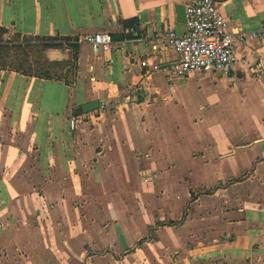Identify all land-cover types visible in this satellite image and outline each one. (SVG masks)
<instances>
[{"label": "crops", "instance_id": "1", "mask_svg": "<svg viewBox=\"0 0 264 264\" xmlns=\"http://www.w3.org/2000/svg\"><path fill=\"white\" fill-rule=\"evenodd\" d=\"M194 1L0 0V264H264V0H215L230 76L178 77Z\"/></svg>", "mask_w": 264, "mask_h": 264}, {"label": "built area", "instance_id": "2", "mask_svg": "<svg viewBox=\"0 0 264 264\" xmlns=\"http://www.w3.org/2000/svg\"><path fill=\"white\" fill-rule=\"evenodd\" d=\"M186 30L182 35L167 32L163 43L171 47L179 56L175 68L178 77L190 73L210 71L221 76H230L238 62L233 45L232 32L227 19L220 12L215 0H195L185 8ZM133 34H136L132 30ZM252 38L264 41V26L252 32ZM84 41L97 50L109 51L113 47L110 34L93 33ZM255 76L264 74L261 61L252 70ZM75 129V119L69 121Z\"/></svg>", "mask_w": 264, "mask_h": 264}, {"label": "trees", "instance_id": "3", "mask_svg": "<svg viewBox=\"0 0 264 264\" xmlns=\"http://www.w3.org/2000/svg\"><path fill=\"white\" fill-rule=\"evenodd\" d=\"M5 33V30L3 28H0V59H1V56H7L9 51L13 50L14 52H18L20 51L21 54H23L24 50H25V46H22V45H8V43H5V44H2V36L4 35ZM40 39V38H39ZM43 42L40 43L39 45L37 46H31L30 49L31 50H36L38 49L40 52L41 51H44L46 49H50V48H56L58 47V44H55L53 43V38H42ZM26 45V44H25ZM27 46V45H26ZM29 46V45H28ZM10 65V64H9ZM8 66V63L6 62H0V67L1 68H4V67H7ZM49 67H51L52 65L51 64H48ZM39 67V66H38ZM43 71L42 73V77H46V78H50L51 79V73H50V69H43V67L41 68ZM40 69V70H41ZM30 70V71H29ZM29 70H27V72L23 71L24 73H29V74H34V71L37 70V68L35 69H32L30 68ZM36 73V72H35ZM35 75V74H34ZM36 75H41L39 72L36 73ZM185 218V217H184ZM184 218L178 222V223H174V222H169V223H162V224H159V225H179L180 223L183 222ZM145 240H141L139 241L136 245H140L142 242H144Z\"/></svg>", "mask_w": 264, "mask_h": 264}, {"label": "water", "instance_id": "4", "mask_svg": "<svg viewBox=\"0 0 264 264\" xmlns=\"http://www.w3.org/2000/svg\"><path fill=\"white\" fill-rule=\"evenodd\" d=\"M175 11L177 14V19L179 22H183L186 23V13H185V7L183 5H176L175 6ZM99 102L98 101H94V102H90L87 104H84L78 108L75 109V114L76 115H80L83 113H88L91 112L95 109H97L99 107Z\"/></svg>", "mask_w": 264, "mask_h": 264}, {"label": "rangeland", "instance_id": "5", "mask_svg": "<svg viewBox=\"0 0 264 264\" xmlns=\"http://www.w3.org/2000/svg\"><path fill=\"white\" fill-rule=\"evenodd\" d=\"M33 54V53H32ZM192 77H195V75H192Z\"/></svg>", "mask_w": 264, "mask_h": 264}]
</instances>
